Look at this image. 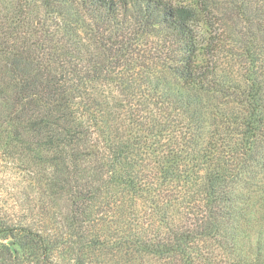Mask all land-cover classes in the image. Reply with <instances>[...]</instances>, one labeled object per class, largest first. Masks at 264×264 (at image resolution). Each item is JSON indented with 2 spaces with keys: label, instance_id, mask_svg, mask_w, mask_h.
Segmentation results:
<instances>
[{
  "label": "trees",
  "instance_id": "16d2710c",
  "mask_svg": "<svg viewBox=\"0 0 264 264\" xmlns=\"http://www.w3.org/2000/svg\"><path fill=\"white\" fill-rule=\"evenodd\" d=\"M208 14L207 0H0V173L38 195L12 200L20 216L0 198L1 233L47 258L77 243L76 264H264V86L227 84L214 37L196 60ZM61 196L67 214H48Z\"/></svg>",
  "mask_w": 264,
  "mask_h": 264
},
{
  "label": "rangeland",
  "instance_id": "374dc122",
  "mask_svg": "<svg viewBox=\"0 0 264 264\" xmlns=\"http://www.w3.org/2000/svg\"><path fill=\"white\" fill-rule=\"evenodd\" d=\"M186 1L191 2V0ZM207 4L208 15L214 25L211 29L203 22L197 23L194 29L199 49L196 60L199 63H205L206 60L211 62L209 61L210 58L205 55V46L208 39L214 37L216 44H219L221 49V52L214 54L216 63L220 68L218 73L227 84L232 82L240 90H244L251 80L258 79L264 86V0H207ZM250 42L253 48L256 49L252 50L253 55H249L251 50H249L248 44ZM255 58L257 60H254ZM97 95L105 97L104 99L111 106L113 104H116L114 105L115 107L126 105V100H124L122 95L110 87L99 88ZM115 112L116 114L119 113V111ZM205 119V124L210 125L212 122L211 115H206ZM117 127L115 125V128ZM116 131L114 130V133ZM123 133L125 134V130L119 129L117 136L122 137ZM2 166L4 164L0 161V171L3 170ZM6 180L10 182H6ZM34 194L31 189L27 188L26 180L21 178L10 180L9 177H5L4 174L0 173V198L11 206L9 210L15 215L20 216L25 212H22L21 203L18 202V205H13L12 200L18 198L20 202H25L28 196ZM35 197H38V195L35 194ZM65 200V197L61 196L57 200L56 209L47 208L48 214L56 211L62 217L65 216L66 212H68ZM255 208L258 210V206ZM259 214L257 217L260 216ZM52 222L50 220L45 223L42 221L38 223V226L52 228L54 226ZM113 227L111 226V228ZM30 240L24 238L19 231H14V234L0 232V264H36L38 261H42L46 256H40L39 251H37L34 243ZM4 246L5 248H3ZM77 247V243H71L61 254L62 257H60V254L58 257L55 254V257H46L44 264H50L55 259L58 260V258L62 260V264H76L75 254ZM86 257L90 258L89 253ZM141 264L167 263L165 260L158 259L155 255H143Z\"/></svg>",
  "mask_w": 264,
  "mask_h": 264
}]
</instances>
